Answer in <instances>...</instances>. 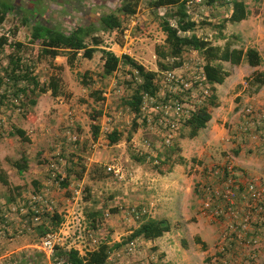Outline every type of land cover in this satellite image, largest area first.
<instances>
[{"label": "rangeland", "instance_id": "1", "mask_svg": "<svg viewBox=\"0 0 264 264\" xmlns=\"http://www.w3.org/2000/svg\"><path fill=\"white\" fill-rule=\"evenodd\" d=\"M40 1L42 3L32 1L29 6L26 0L19 2L0 0V5L12 6V10L5 14L0 28L8 34L7 41L20 43L18 50L9 45L0 48V74H3V68L8 65V56L17 54L20 58L19 67L32 63L35 72L33 75L39 86H46L50 76L58 79L57 96L52 97L49 91L38 94L36 105L31 108L26 104L24 115L20 116V112L11 115L10 108L0 106V174H5L6 178V185L0 183V200L8 205L17 200H25L40 188H46L54 211L62 219L61 246L78 248L81 254L87 249H92L97 243L96 241L92 244L87 237L88 234L93 233L95 240L105 238L109 244H113L124 239L145 218L166 219L169 231L153 240L154 244L138 242L137 251L134 253L135 259L137 257L145 260L146 264H156L155 258L163 254L169 260V264H219L225 251L218 253L216 228L208 218L199 215L198 199L193 197L192 191L195 181L202 176L201 170L223 162L226 156L231 155L230 150L227 152L221 150L219 142L216 143L217 140L211 143L210 149L213 151L208 150L206 142L199 137L203 130L201 129L192 139L175 138L173 145L179 150L172 153L167 164H161L159 168H153L151 160L135 161L136 156L130 145L135 125L131 118V110L124 106V100L128 99L134 83L136 84L133 76L127 71L128 67L120 63L115 70L116 87H121V93L114 96L111 95L110 78L102 75V59L99 52H95L90 59L82 58L79 52L69 66L65 54L52 61L48 59L37 61L38 47L29 43L31 16L43 15L45 25L56 26L65 33L77 26L97 28L98 17L115 10L119 0ZM242 1L250 9L248 13H252L257 20L264 19V0ZM26 9L31 16L25 12ZM164 10L155 11L148 6V0H140L135 14L122 21L121 33L98 30L93 33L100 39L102 49L112 52L117 57H120L123 51H129L130 59L145 70L154 72L156 71L154 48L164 44V34L158 27ZM217 10L205 4L202 11L193 6L189 9V20L192 18L190 21L197 22V25L203 23L201 25L203 30H194V33L209 34V40L213 45H222L224 41H219L221 38L217 40L214 38L223 31L226 34L234 32L236 26L231 29L228 25L230 27L228 32L224 30L225 24L222 30L220 28L213 30V26H217L223 16V13ZM207 21L210 24L205 23ZM169 22L174 24L173 20ZM259 24L260 29L264 30V24ZM10 29L15 35L11 34ZM260 35L264 37L263 33ZM233 37H228L231 44L243 49L246 42L241 41V38L235 40ZM261 55V65L255 70L258 72L264 71V46L261 48ZM162 62L166 63L164 60ZM230 67L224 66V69L228 70ZM251 73L245 68L238 69V74L234 73L233 78L248 87V77ZM127 75L129 80L125 79ZM251 89L247 90L248 94L252 93ZM108 92L111 96L104 98L102 93ZM31 96L30 99H33ZM255 97L252 100H258ZM243 107L241 100L235 102L231 96L221 100L220 112L227 113V118H230ZM119 110L121 112L115 124L118 141L109 144L108 139H101L98 145L91 147L93 142L96 143L92 138L91 126H96L94 123H99L103 114ZM227 126L225 123V128ZM15 129L22 130L27 141L9 134ZM64 130L75 136L76 142H66L62 139L61 134ZM181 133L185 135L186 130L182 129ZM20 156L25 158L27 168L18 174L11 164ZM179 158H182V165L177 164ZM49 164L56 165L57 175L62 179H65L66 169L70 171V178H74L80 172L81 178L71 179L67 187H61L60 184L58 188L54 185H41L42 181L48 180ZM108 164L120 167V179L106 172L105 167ZM166 165L171 167L168 172L164 171ZM192 165L197 168L194 169ZM198 168L200 169L197 170ZM175 178L180 181L176 182ZM74 191L77 194H74ZM158 202L162 204L159 203V207H155ZM161 205L168 211H162ZM6 206H2L0 210H4ZM136 206L145 208L147 213L140 220L132 222L126 212L128 208ZM109 210L115 212L110 213ZM95 212L96 227L92 229L90 215ZM105 212H108V217L104 218ZM11 227L12 225H6L7 232L0 239V253L7 252L8 245L13 243L16 232L12 231ZM18 237H23L25 244L34 245L40 235L33 228L31 232L23 230ZM9 238L11 240H8ZM238 251L244 252L241 249ZM259 252L255 264L260 262L264 264L260 259L264 249ZM23 255L37 257L38 260L35 261L43 264L38 253L31 247L23 250Z\"/></svg>", "mask_w": 264, "mask_h": 264}, {"label": "built area", "instance_id": "2", "mask_svg": "<svg viewBox=\"0 0 264 264\" xmlns=\"http://www.w3.org/2000/svg\"><path fill=\"white\" fill-rule=\"evenodd\" d=\"M182 1L188 15L189 9L193 6L200 11L204 8L201 6L202 0ZM7 35L0 28V37ZM204 36L205 40H209V34ZM122 55L130 58L129 51H123ZM169 62L173 63L171 60ZM175 62L179 63L177 67L157 73L154 91L141 94L138 110L131 113L135 125L133 137L130 139L131 149L137 156L151 160L153 165L164 160V152L176 138L178 128L203 106L211 95L210 86L202 70L203 60L199 56L193 52L189 53L188 50L183 57L175 59ZM129 71L136 84H140L141 80L137 78V73L134 70ZM0 75L3 78V74ZM115 77L116 71L107 77L110 78L111 95L114 96L121 93V87H116ZM125 79L129 80V75L125 76ZM2 95L6 96L2 104H9L14 108L11 115L19 113L22 95H13L10 86L7 85L0 88V99ZM102 95L104 98L111 96L109 92ZM255 105L254 101L237 112L239 127L232 131L229 139H238V143L247 142L249 139L252 144L257 140L258 147L264 152V107L259 108ZM120 112V110L107 112L101 116L99 123L93 122L98 127V137L91 147L98 145L101 139L107 140V136L115 132L116 119ZM61 138L66 142H76V137L68 130H64ZM263 152L261 154L264 156ZM105 170L113 177L121 178L118 165L108 164ZM47 173V185L58 188L62 178L57 176L56 165L49 164ZM196 191L199 214L208 218L216 228L218 253L225 251L219 264L235 263V256H241L243 263L255 264L261 250V240H264V186L260 185L258 179L247 176L228 157L223 162L203 170V179L198 183ZM74 194H77L76 191ZM6 205L0 200V208ZM52 212L53 203L48 190L42 188L39 193L31 194L25 200L8 204L4 210H0V216L8 221L11 220V216L19 219V226L16 229V235L19 236L23 230L33 231V227L41 222L40 216ZM146 213V209L139 206L128 208L126 212L132 222L140 220ZM104 217H108V214H104ZM61 225L57 231L43 234L38 243L31 245V248L41 256L43 264H68L54 258L55 248L61 246ZM4 234L5 232L0 230V239ZM87 237L92 244L96 243L91 234ZM137 243L108 254L105 264H146L145 260L134 257ZM239 249L244 252H239Z\"/></svg>", "mask_w": 264, "mask_h": 264}, {"label": "trees", "instance_id": "3", "mask_svg": "<svg viewBox=\"0 0 264 264\" xmlns=\"http://www.w3.org/2000/svg\"><path fill=\"white\" fill-rule=\"evenodd\" d=\"M139 1L140 0H119V4L115 10L98 17L97 28H93L92 26H77L73 30L65 33L56 26L47 27L35 21L32 23L30 28L29 43L36 44L38 47L37 61L40 59H48L52 61L56 57L65 54L67 64L70 66L79 52H81V57L84 59H90L95 52H99L102 59L103 76L111 75L120 63L123 66L128 67V72H130L129 70H134L137 73V78L140 79L141 82L140 84L134 83V88L132 89L130 96L128 99L124 100V106H127L132 113H135L138 110L141 94L144 92L152 93L154 91L157 73L177 67L179 63L175 62V59L183 57L185 51L190 50L197 52L199 57L203 60L202 70L207 84L210 86L211 95L205 101L203 106L198 108V110L177 130L176 138L186 137L187 139H192L196 137L197 132L203 129L209 121L211 110L217 107L216 96L214 94L215 86L221 85L229 76V71L225 70L222 64L226 63L230 66H238L244 62L248 67L256 68L261 65L260 56L253 48H246L243 50L242 48L234 47V44H231L230 40H225L222 45H213L210 40H205L204 35L196 36L194 30H203V27L201 26L203 23L197 25V22L190 21L189 15L186 13L184 7V2L179 0H148V6L153 10L157 11L158 9H165L158 22V27L164 34V44L154 48L157 72L145 70L140 64L136 63L126 55L117 57L112 52L102 49L100 39L94 35L93 31L98 30L100 32L121 33L123 29L122 21L135 14ZM227 1L228 2H226V0H202L201 2L203 3V6L205 4V6L212 8L221 5L230 6V13L228 17L221 18L219 24L217 26H213V30L216 28H220V30H222V27L226 23H239L245 20L248 15L246 5L242 0ZM167 7H170L171 9ZM11 9V7H8L5 4L0 5V24L4 20L5 14L8 11H11ZM23 20L26 21L25 19ZM170 20H173V25L169 22ZM205 23L210 24L208 21ZM9 31H11L12 35H15L12 29ZM186 32H190L189 35H186ZM218 38L224 39L222 34L220 35L219 33L218 37H215L214 39L217 40ZM3 45L12 46L16 50L20 47V43L7 41L6 37L1 36L0 48ZM163 60L166 61V63H163ZM170 60L173 63H170ZM7 63L8 65L2 70L3 78L5 77V79H3L0 75V88H2V85H7L10 86L13 95H22V99L19 104L20 116L24 115V112L26 111V104L31 108L36 105L38 94H43L49 91L52 97L57 96V78L50 76L45 84L46 86H39L36 77L33 75L35 72L33 71V65L31 62H29L28 66L19 67L20 58L17 54H11L8 56ZM5 80L8 81V83H6ZM247 84L253 87L254 91H257L264 84V71H253L248 77ZM28 94L32 95L31 98L33 99H30V95L27 96ZM5 98L6 96L2 95L0 105L10 108V114H12L14 108L9 104H2V101L4 102ZM182 129L186 130L185 135L181 133ZM91 133L93 140H95L98 134V127L91 126ZM9 134L11 136L15 135L23 141H27L26 138H24V132L20 129H15ZM107 139L109 144H114L118 141V136L113 131L107 136ZM172 146L173 148H171ZM178 150L179 149L176 145H173L172 141L171 146L164 152V160L160 161L156 165L151 163L153 168H159L158 166L161 164H167L170 155ZM135 156V161L145 160V157H139L136 154ZM181 159L182 158H179V162H177V164L182 165ZM11 166L18 174H20L27 168L26 160L24 157L20 156L17 160L12 162ZM169 166L170 165H166V170L164 171H170L171 167ZM158 173L162 172L158 171ZM69 174L70 171L66 169L67 176L65 175V179L63 178L59 182L61 187H67L71 179L76 178L79 180L81 178V172L76 174L74 178H70ZM4 175L5 174H0V183L2 185H6V178ZM40 190H42V188H40L36 193H39ZM109 212L114 213L115 210H109ZM106 213L108 214V212H105L104 214ZM95 214L96 212L90 215L92 218V229L96 227L94 224ZM10 218L11 220L8 221L0 216V229H4L2 230L3 232H7L6 225H11L12 221L17 222L19 225V219L17 220L13 216ZM40 221V224L33 227L40 237L47 232L57 231L62 223L60 215L54 211V208L51 214L41 215ZM168 231L169 224L166 220L145 218L118 243L109 244L107 239L97 238V243L94 247L83 254H80L74 248L57 246L55 248L54 258L68 264H105L108 254L118 251L129 244L143 241H153L160 238ZM14 232L16 231L14 230ZM91 235L93 237V233ZM36 243H38V241ZM19 257H21L19 260L24 263L29 260L24 255ZM38 257L41 258L40 255ZM163 258L164 255L159 254L155 258L154 263L168 264L163 262ZM36 259L37 257L31 258L29 260V264H38L37 261H35Z\"/></svg>", "mask_w": 264, "mask_h": 264}, {"label": "crops", "instance_id": "4", "mask_svg": "<svg viewBox=\"0 0 264 264\" xmlns=\"http://www.w3.org/2000/svg\"><path fill=\"white\" fill-rule=\"evenodd\" d=\"M215 8L218 9L217 11L220 10L223 13L222 14L223 16H221L222 18L228 17L230 13L229 5H223V6L221 5ZM246 8H247V11L249 12L250 10L249 7H246ZM209 21H212V20H209ZM259 23L264 24V19L257 20V17H253L252 13H248L246 19L239 23H236V24L226 23L225 29H224L225 31L228 32L230 27L231 29H233L234 28L233 26H236L235 30L234 32H231V33L228 32L227 34L226 32L223 31L222 36L223 37L225 36V39H222L219 41L230 40L228 39L229 36H234L233 39L235 40H238L241 38V41L246 42L243 50H245L246 48H253L258 52L259 56L261 57L262 56L261 48L264 46V37L261 36L260 34L262 33L264 34V30L260 29ZM237 29H239L240 31H237ZM249 38L251 40L248 41ZM192 52L194 53V55L199 56L197 52L189 50V53L192 54ZM222 65L223 67L224 66L229 67V65L226 63H223ZM243 68H245L248 73H251L252 71H255L257 67L251 68V67H248L244 62H242L238 66H231L230 68H228L229 76L227 77V79H225L221 85H217L216 86L217 88L215 87L214 94L216 96L217 107L211 110L210 119L205 125V127L203 128V130H201V134L199 135V137L202 139V141L206 142V148L208 150H211L210 147H211L212 141L217 140L216 143L219 142V147L221 150H225L226 152L227 150H230L231 152V155L226 156L225 159L228 157L232 159L234 164L239 169H241L247 176L258 179L260 185L264 186V168H263L264 167V156L261 154V152H263L262 148L260 149L258 147L259 146L258 141L254 140L252 144L249 139L247 140V142H243V143H238V139L233 140V141L229 140V136L231 135L232 131H235L239 127V125H237V113L232 115L230 118H227L228 116L227 113L220 112L221 100H224V98H230L231 96H233V100L235 102H238L241 100L242 106L243 105L245 106L246 104H250L252 103V101L253 102L255 101L256 103L255 107H259V108L264 107V84L257 91H254L253 88L251 89V86L247 87L246 85H243L241 81L234 80L233 78L234 73L238 74V69H243ZM237 78L239 77L237 76ZM249 89L252 90L251 94H248L247 92V90ZM254 97L258 100H252L254 99ZM225 123L226 125H228L226 128H225ZM211 151H213V149ZM193 168L195 169L197 167L194 166ZM199 169L200 168H198L197 170ZM203 170L204 169L201 170L202 172L201 177L197 179V177L195 176V179L197 180L195 181V184H194L195 186L192 191V195L194 198L197 197V191L195 190V188L197 187L198 183L201 182L203 179ZM175 181L179 182L180 180L175 178ZM170 182L172 183V181ZM41 185H47V182L42 181ZM162 199L163 197L160 198L161 201ZM159 203L161 202H158V204H156L155 207L157 206L159 207ZM196 206H197V201H196ZM160 209L162 211H166V210L168 211V209L162 208V205ZM11 225H12L11 227L12 230H15V231H16V228H18L19 226L18 223L15 221H12ZM215 233H216L215 235L216 237L217 236L216 230H215ZM12 241L13 243L8 245L9 249H7V252L3 250L4 253H0V264H29L30 263L29 260L33 257H27V259L29 260L28 262L24 263L23 261L19 260L21 258L19 256L23 255V250L25 251V249H30L31 245H29L28 243L25 244V242L23 241V237H18L16 236V234ZM261 241H262L261 249L263 250L264 240H261ZM142 243L154 244L153 241L152 242L143 241ZM74 249H76L79 253L81 252L78 248H74ZM86 251H88V249L85 250L84 252ZM263 256H264V253H262L260 259L264 261ZM164 258L165 260H163V262L169 264V260L166 258V256ZM242 260L243 258H241V256H235L234 264H244ZM260 264L262 263L260 262Z\"/></svg>", "mask_w": 264, "mask_h": 264}, {"label": "flooded vegetation", "instance_id": "5", "mask_svg": "<svg viewBox=\"0 0 264 264\" xmlns=\"http://www.w3.org/2000/svg\"><path fill=\"white\" fill-rule=\"evenodd\" d=\"M19 1H22V0H12V2H19ZM26 1H28V3H29V6H30V4H31V2L32 1H39L40 3H42V1H40V0H26ZM44 1H47V0H44ZM53 1V0H52ZM12 7V6H11ZM28 9H29V7H28ZM28 9H26V13L28 14V16H31V15H29V13L27 12L28 11ZM12 10V9H11ZM42 17H43V15H40V16H36V17H32L31 16V20H30V25H32V23L33 22H38L39 24H41V25H45L44 24V22H43V19H42ZM45 26H47V27H49V25H45Z\"/></svg>", "mask_w": 264, "mask_h": 264}]
</instances>
